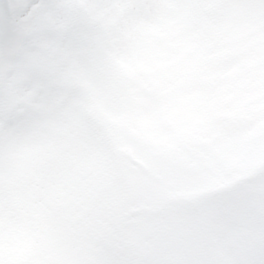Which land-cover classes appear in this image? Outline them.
<instances>
[{
  "label": "clouds",
  "instance_id": "obj_1",
  "mask_svg": "<svg viewBox=\"0 0 264 264\" xmlns=\"http://www.w3.org/2000/svg\"><path fill=\"white\" fill-rule=\"evenodd\" d=\"M0 17V264H264V0Z\"/></svg>",
  "mask_w": 264,
  "mask_h": 264
},
{
  "label": "snow or ice",
  "instance_id": "obj_2",
  "mask_svg": "<svg viewBox=\"0 0 264 264\" xmlns=\"http://www.w3.org/2000/svg\"><path fill=\"white\" fill-rule=\"evenodd\" d=\"M19 2H20L21 4H23V3H24V0H19ZM3 27H4V21H3V18L0 17V30H2Z\"/></svg>",
  "mask_w": 264,
  "mask_h": 264
}]
</instances>
